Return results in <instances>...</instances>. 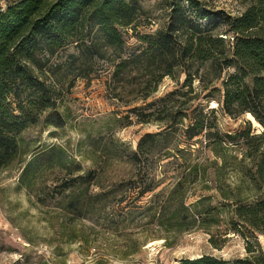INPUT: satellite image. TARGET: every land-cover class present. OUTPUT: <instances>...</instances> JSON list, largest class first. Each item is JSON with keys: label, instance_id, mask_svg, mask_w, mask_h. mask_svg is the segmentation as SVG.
<instances>
[{"label": "trees", "instance_id": "trees-1", "mask_svg": "<svg viewBox=\"0 0 264 264\" xmlns=\"http://www.w3.org/2000/svg\"><path fill=\"white\" fill-rule=\"evenodd\" d=\"M242 2L245 10L239 16L204 26L200 20L209 16L200 14L196 0H170L164 29L139 37L144 47L115 65L113 73L119 78L131 69L145 73L146 100L178 68L187 76L183 87L192 93V73L203 70L210 83L221 85L222 92H212L221 94L216 101L220 111L234 120L248 114L262 129L254 133L247 123L233 135L220 133L214 109L195 108L186 115L174 103L187 94L175 90L129 110L138 124L162 123V130L144 134L134 151L123 154L114 144L99 149L117 157L121 151L133 172L126 183L132 185L129 191L137 189L134 201L150 196L137 206L139 215L155 225L166 247L172 245L169 236L175 240L195 230L207 233L217 250L229 234L244 242L242 258L225 262L203 255L178 264H264V0ZM140 14V0H15L0 8V170L20 163L18 188L33 194L48 174L77 175L53 189L57 193L52 199L59 196L60 211L69 220L98 221L116 196L112 191L90 193L95 173L78 175L79 167L70 166L73 161L61 146L36 147L22 135L38 125H65L56 111L60 93L53 79L88 78L95 58H102L105 50L123 51L121 30L132 28ZM230 69L233 73L222 78ZM181 137L204 143L214 159L201 161L189 147L180 149ZM231 147L240 156L227 157ZM155 156L183 161L172 184L157 192L162 182L151 170ZM228 171L234 177L229 183ZM42 200L44 204L47 199Z\"/></svg>", "mask_w": 264, "mask_h": 264}, {"label": "rangeland", "instance_id": "rangeland-1", "mask_svg": "<svg viewBox=\"0 0 264 264\" xmlns=\"http://www.w3.org/2000/svg\"><path fill=\"white\" fill-rule=\"evenodd\" d=\"M13 1L0 0V8L4 9ZM169 1L140 0L142 14L132 28L121 30L125 43L123 51L105 50L102 58H95L94 73L88 78L69 75L53 79L60 93L56 111L65 119L61 129L38 125L22 135L23 139L31 141L36 147L56 145L64 148L73 161L70 166L79 167L78 175L95 173L90 193L112 191L116 196L110 203L112 208L96 222L69 220L60 211L59 196L52 199V195L57 193L53 189L77 175L48 174L43 178L39 192L33 194L18 188L21 165L14 162L0 170V264H178L182 259H195L203 255L225 262L245 256L243 240L233 234L227 235L224 247L219 250L211 247L207 233L196 230L175 240L169 236L172 245L166 247L155 225L147 217L141 218L137 210V206L145 204L150 196L137 203L134 201L137 189L128 190L132 185L126 182L133 172L125 163L126 160L121 159V151L123 154L134 151L144 134L157 133L164 125L155 122L138 124V120L129 113L130 109L144 107L176 90L187 94L177 97L174 103L186 115L195 108L214 109L213 116L220 133L233 135L247 123L254 133L262 130L252 117H247L248 114L234 120L220 111L216 101L221 94L212 92L215 89L222 92L221 85L219 82L210 83L211 77H207L203 70L198 75L192 73V93L183 87L187 76L182 68H178L172 76L164 77L156 92L146 100L143 97L149 91L146 85L149 78L145 73L131 69L120 78L113 76L115 65L144 47L139 37L164 29L168 15L166 3ZM196 1L200 4V14L209 16L200 20L204 26L209 21L211 24L218 23L225 16H239L245 10L242 0ZM70 52L72 49L68 54ZM63 60L64 57L61 58ZM228 73H233V70L223 72L222 78ZM209 116L211 119L212 116ZM178 127L181 128L180 125ZM178 141L180 149L186 152L190 148L199 160L214 159L204 148V143L184 142L182 137ZM108 144L121 149L119 157L99 153V149ZM119 144L123 146L119 147ZM96 147L98 151L92 155L90 150ZM231 148L227 157L240 156L235 147ZM153 161L151 170L156 180L162 182L157 192L172 184L176 172L181 171L178 166L183 161L179 156L167 159L155 156ZM233 179L228 171L227 182ZM196 193V196L206 195ZM121 197H125L123 202L116 204ZM42 199H47L44 204L39 202L44 201ZM189 200H194V197Z\"/></svg>", "mask_w": 264, "mask_h": 264}, {"label": "bare ground", "instance_id": "bare-ground-1", "mask_svg": "<svg viewBox=\"0 0 264 264\" xmlns=\"http://www.w3.org/2000/svg\"><path fill=\"white\" fill-rule=\"evenodd\" d=\"M247 117H248L249 119H252L251 116H249V115H248Z\"/></svg>", "mask_w": 264, "mask_h": 264}]
</instances>
